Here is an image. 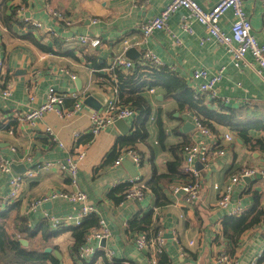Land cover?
<instances>
[{
  "label": "crops",
  "instance_id": "1",
  "mask_svg": "<svg viewBox=\"0 0 264 264\" xmlns=\"http://www.w3.org/2000/svg\"><path fill=\"white\" fill-rule=\"evenodd\" d=\"M169 1L148 0L146 6L133 7L125 0H0L2 77L12 85L10 97H0V156L11 162L9 173L0 172V212L6 211L9 216L6 220L9 232L15 230V216L26 220V227L33 236L19 237V240L26 241L24 246L50 253L58 264H111L98 258L104 248L113 252L116 261L148 264L150 249H138L135 244L137 236L143 231L128 227L129 221L140 219L146 213H152V223L145 232L152 236L153 229L157 228L165 238L158 264H246L262 252L260 264H264V223L245 229L235 242L226 238L222 233V219L228 214L218 207L220 192L214 189V186L225 184L231 174L243 167L254 168L259 173L264 170V146L257 143L261 141L264 144V70L258 73L247 65L236 67L225 46L214 40L201 43L200 40L206 38L204 26L192 21L186 9H177L167 21L169 30L180 43H176L171 34L164 30H157L139 47H129L136 49L134 58L126 55L127 49L124 50V56L132 60L134 69L137 67L143 74L145 68L140 71L144 65L140 53L143 48L153 51L165 66L172 68L169 73L189 85V90L193 70L206 68L214 73L223 67L222 77L213 89L214 99L228 107L246 108L245 120L251 124L248 134L253 147L243 143L228 126L213 124L211 130L225 151L209 161L208 167L199 161L194 163L200 190L198 199L188 203L183 192H173L175 185L194 180L189 174L182 176L181 146L198 141L209 142V138L198 134L194 125L192 128L184 127L187 122L193 124V113L184 102L185 96L179 95L180 90L173 92L175 96L168 97L159 84L151 87L153 92L149 88L143 90L150 106V113L145 120L146 136L131 146L140 156L139 166H135L129 158H124L118 165L113 164L119 153L127 148L119 146L118 139L133 133L134 120H125L128 126L126 133H122L121 126L114 123L95 137L89 133L88 113L93 107H87L84 99L94 94L101 103L98 109L103 106L106 97L117 87L115 72L107 69L112 58L123 52L120 44L122 38L138 39L139 24L158 15ZM194 1L205 11L217 2ZM242 1L252 33L258 43L264 45V4L261 0ZM14 7L15 18L12 13ZM55 10L61 12L69 24L52 17L51 11ZM4 17L8 18L5 22ZM24 18L39 21L43 27L26 28L22 22ZM183 18L192 21L191 34L180 27ZM232 20V12L227 11L220 17V29L229 33ZM69 36L98 38L100 44L90 47L79 43L77 39L65 40ZM246 58L252 61L249 53ZM121 71L131 75L129 70ZM27 86L33 93L32 101ZM87 86H90L89 93L82 99L85 108L75 116L59 118L55 113L48 112L32 125L21 118L31 108L44 102L49 87L70 93L84 91ZM201 99L203 104L209 106L214 100L210 99L208 92L203 93ZM72 104V99L64 102L66 108ZM212 109L217 110L218 107L213 104ZM46 126L53 130L55 141L46 133ZM75 133L80 134L76 142L73 141ZM226 133L232 136L231 140L224 139ZM77 149L85 151V157L79 164L77 183L73 186L68 173L57 167L56 162L64 163L66 157ZM124 160L132 163L135 177L145 184L154 172L168 174L167 162L180 161L177 168L179 173H170V179L159 183L166 204L157 205L156 201H162L163 197L158 200L148 188L139 199L124 198L116 202L122 192L121 184L131 178L130 165ZM44 163H51L52 166L37 171L32 177H26L17 199L9 202L7 193L10 176L24 174ZM76 190L86 194L88 204L94 209L92 213L98 220H104L110 233L104 246H101L100 240H91L90 244L96 252L91 261L80 260L71 251L74 238L69 227L54 229L49 219L44 217V213L55 216L77 213L79 204L58 197L47 200L35 211L29 210L30 202L36 198L48 196L52 192ZM230 203L239 204L243 208L241 214H249L250 217L264 212V178L256 173L239 181L234 186ZM48 232L50 237H46ZM45 248H51V251H44ZM54 250L61 254V262ZM221 251L226 253L225 262L216 261Z\"/></svg>",
  "mask_w": 264,
  "mask_h": 264
},
{
  "label": "built area",
  "instance_id": "2",
  "mask_svg": "<svg viewBox=\"0 0 264 264\" xmlns=\"http://www.w3.org/2000/svg\"><path fill=\"white\" fill-rule=\"evenodd\" d=\"M129 2L133 7L146 6L148 0H125ZM264 4V0H261ZM184 8L188 11V16L192 21H196L204 26L206 32V38L201 39V43L207 40H214L215 42L225 46L227 51L231 54V59L236 67L241 65H247L251 69L260 73L264 70V45L258 43L256 37L252 33L251 24L248 15L243 9L242 0H217V2L207 11L203 10L194 0H170L158 13V15L139 24L140 36L138 39H130L129 37H123L120 44L123 52L115 55L112 58L111 64L108 67V71L114 72L116 70H129L133 68L134 62L124 56V50L131 46L139 47L142 43L146 42L147 38L157 30H164L171 37L174 38L176 43L180 41L169 30L167 21L172 13L177 9ZM227 11L232 12L233 20L230 25L229 33L223 32L219 27L220 17ZM51 16L64 21L63 14L59 11H51ZM183 18L180 27L187 33H192L191 22ZM22 22L26 28H42V23L29 18L22 19ZM66 24H69L66 20ZM77 41L81 44L88 45L90 47H97L100 44L98 38H88L87 36H69L65 40ZM250 54L252 61L246 58V54ZM141 58L144 65L157 68H165L170 71V66H165L161 59L151 50L143 48L141 51ZM258 68H256V67ZM3 66L0 59V97L7 99L11 95L12 85L3 79ZM223 73V67H220L216 72L210 73L206 68H197L192 71L191 79V91L192 98L199 99L203 93L208 92L210 99L215 98L213 89L217 82L220 81ZM75 76H72L74 78ZM87 86L84 91L81 92H60L54 87H49L46 90L45 100L37 107L31 108L28 112L22 115V119L28 121L29 124H35V122L43 117L48 112L55 113L59 118H69L75 116L78 112L82 111L85 107L82 102L84 96L89 92ZM26 90L30 92L29 99H34L33 93H31L30 86L26 87ZM150 92H153V88H149ZM67 99H72L73 104L70 108L64 106V102ZM138 112L131 106L122 105L118 98L117 89L114 88V92L107 96L103 106L100 109H92L88 113L89 118V133L95 137L108 126L112 125L116 120H134L137 118ZM20 119V118H19ZM192 122L194 128L198 134H202L209 138V142L198 141L190 144H186L182 147V171L194 177V180L185 183L177 184L173 187V192H183L185 194V200L188 203H193L198 199L200 184L197 179L198 171L194 167L196 161L201 162L204 167L209 166L215 156L224 154V147L218 138L202 123V117L194 114L192 115ZM5 126V125H4ZM46 133L52 140H56L53 130L46 126ZM79 133L74 134V142L77 141ZM225 140H231L232 136L228 133L224 134ZM59 146H63L61 142H57ZM85 157V151L76 150L72 155L66 157L65 162L57 161V167L65 170L68 173L70 184L76 186L78 178V169L80 162ZM124 158H129L135 166L141 164L140 156L133 150L126 148L119 153L117 159L114 161V165H118ZM11 162L0 156V172L9 173L11 171ZM52 166L51 163H44L37 166L34 170H27L24 174H13L8 180V193L7 198L9 202L16 200L21 188V184L26 177L34 176L37 171L47 170ZM256 173L260 174L264 178V170L259 171L254 168L243 167L236 173L229 176L228 181L222 186H214V189L219 190V198L217 205L219 208L226 210L228 215L238 216L243 212V208L239 204L231 205L230 198L233 192L234 186L245 178H250ZM126 183L131 184V188L126 192L125 198H141L147 187L137 177L128 178ZM62 197L68 199L71 202L79 204L77 213H71L64 216H55L44 213V217L49 219L50 225L54 229H58L61 226H76L79 225L81 220L88 214L92 213L94 209L87 202V196L83 191L73 192H52L48 196L39 197L32 200L29 204V210L35 211L38 207L42 206L47 200ZM110 233L104 222V220H98V228L92 230L86 237L85 243L82 244L77 252V257L83 261H91L96 256V252L90 244L92 239L102 240L107 239ZM165 243L164 235L161 231H157L152 236H149L147 232L143 231L135 240V244L138 249L148 248L151 251L148 264H158V255L163 252V246ZM263 252L251 258L246 264H257L258 260L262 257ZM98 258L109 261L111 264H129L127 261H116L113 252L109 249L103 250L102 254L98 255ZM217 262L226 261L225 251L220 252V257L217 258Z\"/></svg>",
  "mask_w": 264,
  "mask_h": 264
},
{
  "label": "trees",
  "instance_id": "3",
  "mask_svg": "<svg viewBox=\"0 0 264 264\" xmlns=\"http://www.w3.org/2000/svg\"><path fill=\"white\" fill-rule=\"evenodd\" d=\"M15 9L16 7H14V11L12 12L14 18ZM10 15L12 16V14ZM10 15L8 16L9 18L11 17ZM7 19V17H4V22ZM134 66L133 68L129 69L131 75L121 70L114 71L117 79V94L121 104L131 106L138 112V116L134 119L132 124L134 127L133 133L128 137L119 138V146H126L129 149H133L131 146H133L137 140L145 138V120L147 115L150 113V106L148 100L143 94V90L159 84L165 89L166 97L175 96L173 92L180 90L181 93L179 95L183 94L185 96L186 99L184 102L187 104L188 109L192 111L193 115L196 114L202 117L203 125L207 127L213 134L214 132L211 130V128L213 129V124L228 126L230 130L233 131L240 140H242L243 143H245L250 148L253 147L251 140L252 138L248 134L251 124L245 120V107H228L216 99L211 101L210 106L203 104L201 96L199 99H193L191 87L189 90V85L186 82L182 81L174 74L169 73L167 69L143 65L140 71L145 68V72L141 74L137 67L134 69ZM213 104L218 107V111L212 109ZM218 141L220 140L218 139ZM257 143H260V145L264 146L261 141H258ZM184 145L186 144H183L181 149ZM179 165V160L167 162L166 167L168 174H156V172H154L149 182L147 184L144 183L145 186L155 194L158 200L161 199V196L163 197L162 201H156L157 205H163L167 202L163 193H161L162 190L159 187V183L166 178L170 179V173L178 174L179 172L177 168ZM179 176L181 177V174H179ZM182 176L186 177L187 174L185 175L183 173ZM121 185L122 192L119 196V200L116 202L122 201L126 196V192L131 188V184L126 182ZM8 217L9 216L7 215L6 211L0 212V264H58L54 256L50 253H44L42 249H37L36 247L24 246L19 241V237L24 236L29 238L33 236L26 227V220H24L22 217L15 216L13 218L15 230L13 232H9L6 221ZM151 223L152 213H146L140 219L135 218L134 220L129 221L128 227L129 229L146 231ZM262 223H264V212L262 211L251 217L249 214H241L238 216L227 215L222 219V233L226 238L235 242L242 231ZM96 228H98V218L93 213L86 215L81 220L79 225L69 226L68 229L74 238V244L71 248V251L77 254L79 247L85 243L87 235ZM157 231H159V229H153V234H155ZM55 232L57 233L58 230ZM49 234L50 232H48L46 237H50ZM260 259L258 260L257 264L261 263L262 259Z\"/></svg>",
  "mask_w": 264,
  "mask_h": 264
},
{
  "label": "water",
  "instance_id": "4",
  "mask_svg": "<svg viewBox=\"0 0 264 264\" xmlns=\"http://www.w3.org/2000/svg\"><path fill=\"white\" fill-rule=\"evenodd\" d=\"M134 52L136 53V49H135V48H129V49H127V51H126V55H127L128 57H130V58H134V57H135V56H133ZM95 100H97V102H96ZM84 104H85L87 107L92 106V107H93L92 109H96V110H97V109L100 107V105H101L99 98L95 97L94 94H91V95L86 96V98L84 99ZM114 124H115L116 126H121V132H122V133H126V132H127V130H128V126L125 124V120H121V119L116 120V121L114 122ZM184 127H185V128H190V127L192 128V127H193V124L187 122V123L184 124ZM237 140H238V139H237ZM238 141H239V140H238ZM124 163H129V165H130V170H131L130 175H131V178H134V177H135V172H134V168H133L132 163H130L128 160H124ZM19 241H20L22 244H25V245H26V241H25V240L20 239ZM104 244H105V239H102V240H101V246H104ZM44 251H51V248H45ZM53 252H54V254L56 255L57 259L61 262V254H60L57 250H54Z\"/></svg>",
  "mask_w": 264,
  "mask_h": 264
}]
</instances>
